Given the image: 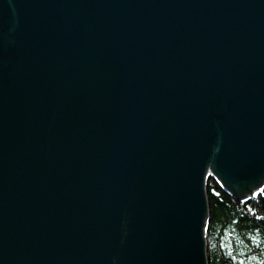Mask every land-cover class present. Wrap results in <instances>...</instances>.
Segmentation results:
<instances>
[{"label":"water","instance_id":"95a60500","mask_svg":"<svg viewBox=\"0 0 264 264\" xmlns=\"http://www.w3.org/2000/svg\"><path fill=\"white\" fill-rule=\"evenodd\" d=\"M206 165L264 174V0H0V264H206Z\"/></svg>","mask_w":264,"mask_h":264},{"label":"trees","instance_id":"16d2710c","mask_svg":"<svg viewBox=\"0 0 264 264\" xmlns=\"http://www.w3.org/2000/svg\"><path fill=\"white\" fill-rule=\"evenodd\" d=\"M209 187L207 264H264V197L241 202L216 184V196Z\"/></svg>","mask_w":264,"mask_h":264},{"label":"rangeland","instance_id":"374dc122","mask_svg":"<svg viewBox=\"0 0 264 264\" xmlns=\"http://www.w3.org/2000/svg\"><path fill=\"white\" fill-rule=\"evenodd\" d=\"M207 173V174H206ZM213 184H216L217 187L226 192L227 194H229L231 197L235 198L236 200H239L241 202H245V201H249V200H256L257 195H260L261 197H264V174L262 175L260 181L244 196H239L236 195L234 193L229 192L222 184H220L214 177L209 165H206L205 168V174L203 177V191H204V195H205V203H206V208H205V213H207L208 215V204H207V188L209 187L210 189V193L213 195H218V191L216 189H214ZM248 208L251 209V207L249 206ZM204 213V214H205ZM204 217V216H203ZM204 221V218H203ZM203 227L206 229V224H203ZM203 229V234H206V230ZM203 240H204V248H203V254L204 257L206 258V236L204 238L203 236ZM205 263L207 264V259H205Z\"/></svg>","mask_w":264,"mask_h":264},{"label":"bare ground","instance_id":"6f19581e","mask_svg":"<svg viewBox=\"0 0 264 264\" xmlns=\"http://www.w3.org/2000/svg\"><path fill=\"white\" fill-rule=\"evenodd\" d=\"M205 174V173H204ZM207 174V173H206ZM203 177H204V175H203ZM244 196V195H243ZM204 215V224H206L207 225V223H208V215H207V213H205V214H203ZM203 229H205L204 227H203ZM206 230V229H205ZM204 236V238H205V235L204 234H202V237ZM206 259V258H205Z\"/></svg>","mask_w":264,"mask_h":264}]
</instances>
